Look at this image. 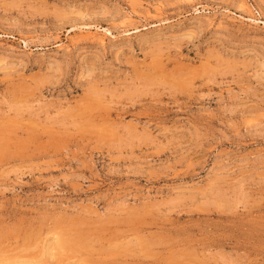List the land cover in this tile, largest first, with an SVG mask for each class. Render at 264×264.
Masks as SVG:
<instances>
[{"label": "rangeland", "instance_id": "rangeland-1", "mask_svg": "<svg viewBox=\"0 0 264 264\" xmlns=\"http://www.w3.org/2000/svg\"><path fill=\"white\" fill-rule=\"evenodd\" d=\"M0 264H264V0H0Z\"/></svg>", "mask_w": 264, "mask_h": 264}, {"label": "bare ground", "instance_id": "bare-ground-1", "mask_svg": "<svg viewBox=\"0 0 264 264\" xmlns=\"http://www.w3.org/2000/svg\"><path fill=\"white\" fill-rule=\"evenodd\" d=\"M62 245H64L63 243H62ZM101 249V248H100ZM88 250V249H87ZM92 250V249H91ZM76 253V252H75Z\"/></svg>", "mask_w": 264, "mask_h": 264}]
</instances>
